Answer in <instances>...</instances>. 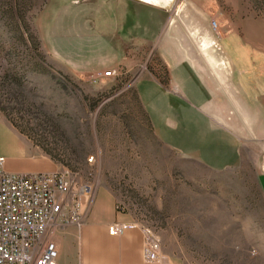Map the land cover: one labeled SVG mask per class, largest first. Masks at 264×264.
I'll return each mask as SVG.
<instances>
[{
    "label": "rangeland",
    "instance_id": "1",
    "mask_svg": "<svg viewBox=\"0 0 264 264\" xmlns=\"http://www.w3.org/2000/svg\"><path fill=\"white\" fill-rule=\"evenodd\" d=\"M78 1L0 0V116L61 170H72L77 186L113 193L116 211L158 237L174 264H264V194L256 181L264 134L257 108L247 104L264 78V0L229 8L221 0L223 36L212 20L214 36L191 39L202 50L192 56L208 76L217 112L243 137L241 163L222 171L160 138L136 89L142 77L167 75L147 45L125 54L117 74L102 80L60 66L93 51V24L85 0Z\"/></svg>",
    "mask_w": 264,
    "mask_h": 264
},
{
    "label": "crops",
    "instance_id": "2",
    "mask_svg": "<svg viewBox=\"0 0 264 264\" xmlns=\"http://www.w3.org/2000/svg\"><path fill=\"white\" fill-rule=\"evenodd\" d=\"M227 1L230 3L226 8L234 6L232 2L237 4L236 0ZM82 2L76 0V5ZM84 4L93 24V51L78 52L67 63L57 61L60 66L70 74L76 70L84 75L115 69L125 54L147 45L151 52L158 53L167 75L164 79L153 74L142 77L136 89L162 141L211 170L239 165L243 156L240 129L222 110L217 112L219 102L208 76L192 56L202 50L191 39L213 35L212 20L216 21L219 34L225 33L228 12L223 11L221 0H85ZM245 25L247 33L253 32V21ZM230 27L237 31V22ZM256 30L260 34V24ZM256 90L260 94L253 98V104L250 100L247 104L257 108L264 134V78ZM223 110L227 111V107ZM221 113L223 117H219ZM0 158L4 159L2 169L8 173L61 170L49 155L33 149L1 116ZM257 168L256 181L264 194V149ZM116 222L130 224L137 220L131 213L116 211L113 193H95L85 224H65L56 233L59 264H174L167 254L157 262L145 261L143 232L129 229L110 235L108 226Z\"/></svg>",
    "mask_w": 264,
    "mask_h": 264
},
{
    "label": "built area",
    "instance_id": "3",
    "mask_svg": "<svg viewBox=\"0 0 264 264\" xmlns=\"http://www.w3.org/2000/svg\"><path fill=\"white\" fill-rule=\"evenodd\" d=\"M216 26V22L213 21ZM115 70L98 72L94 81L113 77ZM0 158V264H59L55 235L65 224H85L96 193V185L77 186L76 174L64 168L53 172L8 173ZM87 197L86 199L84 197ZM140 229L144 235L143 256L157 262L161 240L135 223H113L110 235Z\"/></svg>",
    "mask_w": 264,
    "mask_h": 264
},
{
    "label": "bare ground",
    "instance_id": "4",
    "mask_svg": "<svg viewBox=\"0 0 264 264\" xmlns=\"http://www.w3.org/2000/svg\"><path fill=\"white\" fill-rule=\"evenodd\" d=\"M205 46H207L205 43H204ZM150 234V233H149Z\"/></svg>",
    "mask_w": 264,
    "mask_h": 264
}]
</instances>
